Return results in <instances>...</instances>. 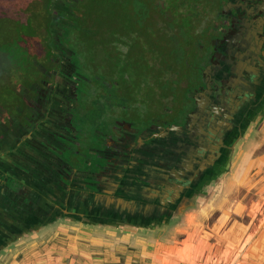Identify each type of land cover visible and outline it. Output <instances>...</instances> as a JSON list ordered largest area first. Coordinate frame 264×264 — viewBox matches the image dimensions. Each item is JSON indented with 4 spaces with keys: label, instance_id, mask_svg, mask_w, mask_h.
I'll return each instance as SVG.
<instances>
[{
    "label": "flooded vegetation",
    "instance_id": "af4514ba",
    "mask_svg": "<svg viewBox=\"0 0 264 264\" xmlns=\"http://www.w3.org/2000/svg\"><path fill=\"white\" fill-rule=\"evenodd\" d=\"M74 1H55L59 20L43 31L53 43L34 47L43 53L29 52L27 71L0 95V257L61 221L166 238L222 197L234 165L264 128V0H190L198 72L167 95L163 40L154 58L147 31L109 46L108 62L100 53L80 60L65 36L98 40L103 32L59 29L72 26ZM118 56L126 67L141 64L144 79L138 73L122 82L110 69ZM89 57L93 79L76 63L86 69ZM82 81H91L97 105L80 103ZM100 98L113 99L101 128L94 127ZM91 127L97 142L90 157L84 144Z\"/></svg>",
    "mask_w": 264,
    "mask_h": 264
},
{
    "label": "trees",
    "instance_id": "16d2710c",
    "mask_svg": "<svg viewBox=\"0 0 264 264\" xmlns=\"http://www.w3.org/2000/svg\"><path fill=\"white\" fill-rule=\"evenodd\" d=\"M55 1L0 0V95L12 92L11 82L18 72L27 71L25 67L29 61L26 58L34 51L35 46L53 43L52 34H44L43 31L53 30L54 23L59 20L53 16L60 15ZM74 13L71 17L72 26H59L61 30L64 28V34V30L103 32L98 34V40L92 35L83 39L65 36L64 43L76 46L73 48L78 54L88 56L100 53L108 62L109 59L106 58L110 54L109 46H124L128 44L127 39H130L131 35L138 38L140 33L136 35L135 32L147 31L150 33L146 37L148 46H153L154 58L157 55L155 48L159 47L157 39L163 40L165 95L169 91L175 93L176 87L181 85L180 81L185 77L197 75L196 64L200 54L194 43L192 31L195 26L192 25V16L195 13L190 0H78ZM94 46H101V51H94ZM115 52L117 55L120 52L119 56L124 55L120 50ZM119 56L115 58L114 64L111 63L113 74L119 75L124 83L128 81V77L134 79L138 73L144 79L145 70L140 71L141 64L130 61L126 67ZM86 64V72L89 68L93 70L94 58L89 57ZM146 71L155 77L156 69L149 68ZM105 72L113 76L108 70ZM171 77L177 79L170 82Z\"/></svg>",
    "mask_w": 264,
    "mask_h": 264
},
{
    "label": "rangeland",
    "instance_id": "374dc122",
    "mask_svg": "<svg viewBox=\"0 0 264 264\" xmlns=\"http://www.w3.org/2000/svg\"><path fill=\"white\" fill-rule=\"evenodd\" d=\"M69 45L71 46V44ZM71 47L76 46L72 45ZM38 50L40 51V53H43L41 49ZM38 50L36 48L33 51V54ZM86 56L87 55H81L79 58L80 60H82V57ZM76 63L79 72L84 73V75L88 78H94L91 68H89L86 72L83 66L82 69L80 61ZM98 74L101 73L99 72ZM94 85L96 86V84ZM80 88L85 93V97L81 95L84 98H82L81 100L83 102L80 103L85 106L86 104L91 103L93 97L91 81H82ZM105 90L108 91L109 87H106ZM121 96L122 95L120 94L117 95V97L115 96L114 104L117 107L120 105L119 102H122L120 100ZM112 97H114V95H112ZM112 101L113 99L109 98L108 100L107 98L104 100L103 98H100V100L97 101L100 104V110H96L98 113V117L96 119L98 123H95L96 125H94V127H104L105 123L111 120L108 106ZM92 103L97 105L96 102H93V100ZM91 114H93V110ZM92 131L93 127H91L89 133L90 141L84 144V152H86V154H89L88 156L90 157L92 156V152L90 151L89 147L94 146V142H97V139L94 136L92 137ZM84 133L86 134V132ZM94 133L96 134V132ZM263 143V139H258L255 140L253 144L249 145L247 149L248 151H246V154L243 157V159H248L249 161L246 162L247 164L245 163V167L242 164L238 165L237 167L239 172H241V169L244 167V178L247 180L245 186H241L240 184L238 186L237 184V189L234 187V189L228 193L227 198L226 196H224V194L222 195V197H216V199H214L208 207L206 205L203 206V208L197 213V215L191 214V216L186 219L184 224L178 227L179 229H173L168 235H164L166 236V238L159 237V234L155 236L154 233L152 235H149L148 238H153L156 239V241L158 240L159 242L163 243L165 242V244H171L173 245L174 249L177 245H179L180 247L184 246L186 247V253L191 254L193 256V259L197 258V261L201 264L207 263V261H209L210 259H212L210 263L214 264V262L218 260V258L221 259V262L218 261V264H233L236 258L235 255L237 250V238L235 237V235L238 232L235 225L239 224V226H242V223H255V213H259V216L256 219L257 221L262 217V212L260 210L262 208L263 211L264 208V181H261L260 184L261 186H263L262 188L256 183L259 179L264 177V171H262L260 174H257L259 170L255 168L253 162L257 158L258 154L264 151ZM255 196L259 200L256 203ZM232 228L233 231H230V229ZM106 233H108V231L101 230L99 231V233L97 231H94L95 235L99 234L101 237ZM226 233H230V237L225 236ZM92 234L93 231H91V228L89 227H82L74 223L61 221L59 224H55L43 230V232L41 233L32 235V237L22 242V244L14 246L9 255H4V260L0 261V264H12L16 259L20 261L18 264H24L23 262L27 263L26 261H28V257L40 260H51L50 257L65 256V258L62 259L69 260L77 255L75 250L78 249H76L77 244L74 243V239H78L80 241L88 243L91 240L87 241V239L91 238ZM36 242L41 244L33 248L32 244ZM226 245L228 246L225 254L219 257L220 252ZM175 250H177V248ZM147 259L149 260V258ZM29 264L38 263L34 261L33 263ZM145 264L150 263L149 261H147L145 262Z\"/></svg>",
    "mask_w": 264,
    "mask_h": 264
},
{
    "label": "crops",
    "instance_id": "0c3cea01",
    "mask_svg": "<svg viewBox=\"0 0 264 264\" xmlns=\"http://www.w3.org/2000/svg\"><path fill=\"white\" fill-rule=\"evenodd\" d=\"M260 133L258 138L255 137V140H264V128ZM248 161V159H243L241 163L235 164L232 173L228 175L225 185L222 187V193H224L226 198L234 187L237 189V184L238 186L239 184L245 186L247 183V180L244 178L245 170L243 168ZM241 164L244 165V167L241 169V172H239L237 167ZM253 165L259 170L257 174L264 171V151L258 154ZM261 181H264V177L259 179L256 184L260 185ZM262 187L263 186H261V188ZM258 201L259 200L255 196V203ZM260 211L262 212V214L260 213L262 217L257 221L256 219L259 213H255V223H242V226H239V224L235 225L238 232L236 235L234 234L237 238V250L233 264H264V208L263 211L262 208ZM45 229L47 228L43 230ZM91 231H93V234L91 238L87 239V241L91 240L88 243L74 239V243L77 244L76 249L78 250H75L77 255L72 259H62L65 258V256L50 257L51 260H40L28 257L27 263H23L29 264L35 261L38 264H145V262L149 261L150 264H201L197 261V258L193 259L191 254L186 253V247L184 246L180 247L177 245V250H175L176 248L174 249L171 244H165V242H159L158 240L156 241V239L148 238V236H134L129 232H123L121 230L108 232L102 237L99 234H94L95 229L91 228ZM99 231L100 229L97 232L99 233ZM230 231H233V228L230 229ZM229 234L230 233H226L225 236H229ZM22 242L18 244H22ZM39 244L41 243L36 242L33 243L32 246L34 248ZM227 246L228 245L224 246L219 257L225 254ZM147 258H149V260ZM2 260H4V256L0 257V261ZM211 260L212 259L204 264H211ZM218 261L221 262V259L218 258L214 264H218ZM19 262L20 261L16 259L12 264H18Z\"/></svg>",
    "mask_w": 264,
    "mask_h": 264
}]
</instances>
